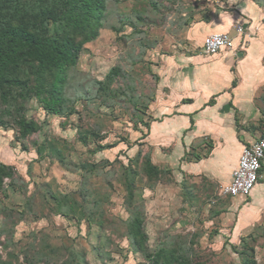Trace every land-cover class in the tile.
Returning <instances> with one entry per match:
<instances>
[{
	"label": "rangeland",
	"instance_id": "rangeland-1",
	"mask_svg": "<svg viewBox=\"0 0 264 264\" xmlns=\"http://www.w3.org/2000/svg\"><path fill=\"white\" fill-rule=\"evenodd\" d=\"M18 1L28 27L49 30L28 0ZM18 1L8 0L3 10ZM210 1L108 0L104 27L69 72L72 111L51 114L31 98L21 114L39 129L26 138L15 122L21 101L0 100L7 122L0 127V162L14 173L0 184V264H153L160 247L189 264H264L263 216L236 231L237 214L220 184L193 171L209 138L181 141L193 125L180 137L161 133L177 113L167 106L163 79L171 66L163 73L164 60L173 50L189 54L185 32L195 17L208 16ZM114 66L120 75L111 73ZM147 161L157 176L146 174ZM65 194L80 206L75 215L61 202ZM137 219L142 247L128 235Z\"/></svg>",
	"mask_w": 264,
	"mask_h": 264
},
{
	"label": "crops",
	"instance_id": "crops-1",
	"mask_svg": "<svg viewBox=\"0 0 264 264\" xmlns=\"http://www.w3.org/2000/svg\"><path fill=\"white\" fill-rule=\"evenodd\" d=\"M216 2L218 7L214 6ZM210 3L208 16L195 17L185 32L189 54L181 57L173 50L175 54L164 60L163 73L171 66L163 79V89L167 88L172 100L167 106L177 113L175 119L165 122L169 125H163L166 130L161 133L180 137V132L193 125L186 138L184 133L181 135V141L190 144L197 137L209 138L212 145L193 171L219 183L222 194V188L231 182L243 148L264 137V4L257 0ZM238 26L244 28L242 33L237 32ZM221 32L232 37L231 48L213 55L195 52L203 51L207 35ZM185 63L187 74L183 72ZM172 72L176 74L171 76ZM184 171L192 172L190 168ZM223 196L230 198L237 214L236 231L264 218V162L263 178L248 196Z\"/></svg>",
	"mask_w": 264,
	"mask_h": 264
},
{
	"label": "trees",
	"instance_id": "trees-1",
	"mask_svg": "<svg viewBox=\"0 0 264 264\" xmlns=\"http://www.w3.org/2000/svg\"><path fill=\"white\" fill-rule=\"evenodd\" d=\"M7 1L0 0V100L5 104L21 101L15 105L19 114L15 122L21 136L26 138L39 129L35 121H27L21 114L24 103L31 98H36L51 114L72 111L66 106L69 72L76 65L84 44L95 40L104 27L108 0H28L50 25L47 31L27 26L28 14L18 0L3 10ZM111 73L121 74L118 66H114ZM1 115L0 127H6L7 122ZM144 171L148 176L159 173L149 161ZM13 174L12 166L0 162V184L5 177L13 178ZM125 183L130 201L133 182L129 176ZM61 202L68 207L69 213L79 212L78 202L69 195H63ZM82 216L81 212L79 220ZM128 235L142 247L145 234L141 219L129 223ZM170 252L160 247L152 257L153 264H189L188 257L171 258ZM243 264L255 263L245 260Z\"/></svg>",
	"mask_w": 264,
	"mask_h": 264
},
{
	"label": "built area",
	"instance_id": "built-area-1",
	"mask_svg": "<svg viewBox=\"0 0 264 264\" xmlns=\"http://www.w3.org/2000/svg\"><path fill=\"white\" fill-rule=\"evenodd\" d=\"M244 28L237 27L242 33ZM233 39L229 33H211L203 40V52L217 54L223 48H231ZM264 137L245 146L239 157L238 166L232 173L231 182L222 188V194L230 197L248 196L255 185L263 178Z\"/></svg>",
	"mask_w": 264,
	"mask_h": 264
}]
</instances>
